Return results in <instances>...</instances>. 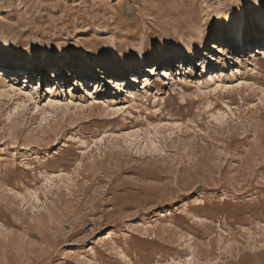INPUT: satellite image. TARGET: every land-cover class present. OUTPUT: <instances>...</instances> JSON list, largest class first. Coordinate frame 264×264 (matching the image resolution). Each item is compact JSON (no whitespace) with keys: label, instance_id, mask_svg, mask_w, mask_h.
<instances>
[{"label":"rangeland","instance_id":"1","mask_svg":"<svg viewBox=\"0 0 264 264\" xmlns=\"http://www.w3.org/2000/svg\"><path fill=\"white\" fill-rule=\"evenodd\" d=\"M260 7L0 0V264H264V42L227 39L239 9L264 39Z\"/></svg>","mask_w":264,"mask_h":264},{"label":"bare ground","instance_id":"2","mask_svg":"<svg viewBox=\"0 0 264 264\" xmlns=\"http://www.w3.org/2000/svg\"><path fill=\"white\" fill-rule=\"evenodd\" d=\"M254 17L258 20V22L261 24V26L264 28V9L263 8H259V10L258 11H256L255 13H254ZM232 19H231V25H230V35L231 36H229V38H227V39H230V42H231V44H233L234 42H236L237 43V45H236V47L237 46H239L240 47V44L241 43H243L242 45H241V48L242 49H240L239 50V52H237L236 53V57H237V59H235L236 61H237V63H240L241 64V59H240V57L238 56V53H241V52H244L243 51V48L244 47H247V46H249L250 45V43L252 42V43H255L256 42V44H258V45H260V44H263V42H264V39H259V40H255V39H253L251 36L249 37V36H247L246 34H245V32H244V28H245V26H246V18L244 17V15H243V10L242 9H239L237 12H236V14L235 15H233V17H231ZM256 39H258V38H256ZM221 43H223V41H222V37L220 38V39H218L217 40V42H213V43H211V45H210V47L212 48V49H214V50H217V49H220V50H222V53H223V51L226 49V46L224 45V44H221ZM234 46V45H233ZM229 47V46H228ZM230 49H232V47L230 48ZM254 50H255V53H256V51L257 52H259V53H264V47L263 48H260V49H258V47H254ZM3 52H7V50L5 49V47L3 46V45H1L0 44V56H1V54L3 53ZM225 52V51H224ZM252 53H254V52H252ZM224 54V53H223ZM230 55V54H229ZM253 55H256V54H253ZM191 56L192 57H194V54H191ZM177 58H179V59H183L182 57H177ZM174 58H172V57H169L168 59H167V61H166V63H168L169 65H167V64H165V68H162V71H163V76L164 77H166V76H169V74H171V65H170V62H172V60H173ZM186 62V61H185ZM8 63H10V62H8V61H5V63H3L4 65H8ZM177 63H179V62H177ZM183 63V62H182ZM144 63H141V69H145L146 71H151V70H153V69H158V68H160V67H162V63H156V64H154V65H152V67H150V65H146V64H144ZM164 67V66H163ZM182 67H184V66H182ZM28 68H30L29 69V73H30V76L32 75V73H33V70H35V67H33V66H29ZM27 68V69H28ZM80 71L81 70H83L84 68H78ZM137 69V68H136ZM136 69H134V68H131V67H128V69H127V72L125 73V78H122V79H120V81H117L116 83H117V85H118V87H120L121 89L123 88V87H121L122 85H125L126 84V82H125V80H126V78H128V79H130L131 78V73L133 72V71H136ZM74 70V68H71V69H64V68H62V67H59V66H55V68H54V70L52 71V76L54 77V78H56V80H55V83H60L61 81L60 80H67V77H71V75H72V73H71V71H73ZM88 70V69H87ZM13 71H15V70H13ZM22 70H19V69H17L16 70V72L15 73H18V72H21ZM83 72V74H84V76H86L85 74H87V72L88 71H81V73ZM78 73V71H74L73 72V76L74 77H76V79L75 80H77V78H79V77H82V74H77ZM135 73V72H134ZM185 73H186V71H185ZM221 74V73H220ZM15 75V74H14ZM91 75V74H90ZM212 78H209L210 79V81H208V82H206V84L207 83H209V82H211V83H213L216 87H215V90H217L218 88H221V89H224V88H226V86L228 85L227 84V82H223V79H222V77H221V75H219V73H218V75H216L215 76V73L213 72L212 74ZM34 76H35V74H34ZM83 76V77H84ZM170 76H172V74L170 75ZM136 77L137 76H135L134 75V78L136 79ZM171 78H173V76L171 77ZM13 80H17L16 78H14ZM82 80V79H81ZM78 81L77 83H76V86H75V88H78L79 90L80 89H83L82 88V85H83V81ZM168 80H169V78H168ZM86 81V80H85ZM144 82L145 83H150V80L148 79V78H145L144 79ZM129 83V82H128ZM229 83V82H228ZM151 84H153V83H151ZM14 85L15 84H8V86L10 87V89H12V91L13 92H16V90L14 89ZM94 85H97V82L96 83H94ZM229 85H230V83H229ZM48 91H47V95L49 96V98H50V101H49V105H51V106H53V107H55L57 104H60V101H58L57 100V98L56 97H58V92H57V90L59 89L57 86L55 87V85L53 84L52 86H48ZM98 88H100V84L98 85ZM22 91H24L23 89H19V92L20 93H22ZM11 93V91L10 90H5L3 93ZM56 93V94H55ZM129 93V92H128ZM55 95H57L56 97H54ZM130 95L131 96H129V97H131L132 98V100L134 101L137 97H138V95H136L135 93H134V91H130ZM30 97H31V99H34V94H31V95H29ZM131 100V101H132ZM38 107V106H37ZM163 232V231H162ZM164 232H165V230H164ZM122 254H123V256L125 255V253L124 252H122ZM121 255V254H120ZM192 262L191 261H187L186 262V264H191ZM174 264H184V263H180L179 261H176V260H174Z\"/></svg>","mask_w":264,"mask_h":264},{"label":"snow or ice","instance_id":"3","mask_svg":"<svg viewBox=\"0 0 264 264\" xmlns=\"http://www.w3.org/2000/svg\"><path fill=\"white\" fill-rule=\"evenodd\" d=\"M159 55L163 56V55H165V54H164V53H160Z\"/></svg>","mask_w":264,"mask_h":264}]
</instances>
